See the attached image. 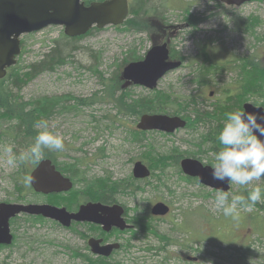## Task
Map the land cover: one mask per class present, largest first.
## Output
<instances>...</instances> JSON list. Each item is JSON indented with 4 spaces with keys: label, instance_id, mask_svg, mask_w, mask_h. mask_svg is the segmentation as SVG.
<instances>
[{
    "label": "rangeland",
    "instance_id": "obj_1",
    "mask_svg": "<svg viewBox=\"0 0 264 264\" xmlns=\"http://www.w3.org/2000/svg\"><path fill=\"white\" fill-rule=\"evenodd\" d=\"M146 6L152 10L148 14L129 16L125 25L118 28L107 25L73 42L66 41L62 26H48L21 35L24 65L40 60L55 45L66 59L32 76L19 92L26 101L37 97L66 98L63 102L66 107L52 111L47 118L50 126L65 137L64 151L46 150V153L61 163L81 159L86 178L109 177L112 181L131 176L135 160L148 163L152 175L140 181L132 194L120 195L118 202L125 205L127 219L137 223L135 217L140 215L145 223L149 222V229L136 238L126 233L124 237L129 246L116 252L110 261L119 264H264V204L257 203L250 211H242L238 220L224 217L215 211L216 191L187 178L174 161L167 159L162 164L157 160L160 154L171 155L172 148L200 151L202 142L197 137L203 128L184 127L169 134L146 131L140 135L139 144L135 143L131 134L136 131L139 116L117 111L113 101L122 98L118 96L120 92L134 98L148 95L151 90L130 86L121 88L115 95V91L112 94V89L105 87L109 79L116 77L114 82L119 79L122 67L130 61L126 57L129 50L143 57L153 42L168 41L174 57L182 59V64L160 78L152 91L174 97L192 94L196 96L194 105L198 110H212L220 97V87L235 80L237 68H220L206 78L207 83L195 82L192 76L195 67L202 62L200 54L206 58L207 53L221 63L246 56L264 62V42L236 25V17L253 14L264 19V0H252L238 7L220 0H147ZM152 22L170 29L161 32ZM256 30L261 33L263 27ZM26 69L25 66L22 70ZM209 91L213 93L209 95ZM72 98L83 100V104L73 107ZM254 99L250 97L246 101L253 103ZM234 108L241 110L237 105ZM4 123L0 122V147L13 142L17 152L27 148L26 145L23 148L20 134L12 139L3 133ZM207 155L211 152L199 153L202 161H208ZM161 164L162 171L158 169ZM29 166L25 163L23 169ZM21 175L19 167L7 165L0 151V202H17L22 194L25 196L22 202L48 203L32 191L16 189L22 187ZM228 192L244 190L231 184ZM63 200L70 209L74 199L68 196ZM159 200L170 206V212L160 219L143 217L144 210ZM26 217L31 218L19 215L10 226L14 239L10 245L0 248V264H84L87 260L83 257L94 258L85 247V241L98 231L97 227L65 228L50 219L43 218L39 222L26 220ZM138 229L135 227L136 231Z\"/></svg>",
    "mask_w": 264,
    "mask_h": 264
},
{
    "label": "trees",
    "instance_id": "obj_2",
    "mask_svg": "<svg viewBox=\"0 0 264 264\" xmlns=\"http://www.w3.org/2000/svg\"><path fill=\"white\" fill-rule=\"evenodd\" d=\"M91 0H85V3H88ZM130 3V15L139 16L143 13L148 14L150 8L146 6L147 0H131ZM129 21L127 18L124 21V25ZM153 23V22H152ZM157 25L158 29H162L160 24L153 23ZM236 25L241 28L251 36H254L257 40L264 42V19H260L258 16L250 14L246 17H236ZM119 27V26H115ZM263 27L261 33L257 32L256 28ZM96 28H92L87 33H90ZM167 30V29H166ZM63 34V33H62ZM82 36L77 37H65L67 42L79 39ZM24 52V47H22V52L17 59V62L14 66H11L7 69V74L5 77L0 79V122H5L6 127L3 130V133L14 139L13 137L17 134H20L21 141L24 144L23 148L29 146L35 135L37 134V129L35 124L41 118H48L52 111L54 112L57 109L66 107L63 96H54V97H37L33 100H23L20 95V90L28 80L32 78L35 74L42 70L51 69L55 65H60L65 62L63 54L59 51V47L55 45L48 54L44 55L40 60L28 63L24 65L21 62V55ZM171 55H174L173 52H170ZM207 57H203L202 54L197 67L193 74V81L199 82L200 80L203 83H207L206 78L217 73L221 68L231 69L233 67L237 68V75L235 80L231 83H227L220 87L218 97V102L213 104L212 110H198L196 107V96L189 94L184 96H170L169 94L163 95L159 91H151L148 95L137 96L132 98L127 93H119L122 98H117L115 101V107L119 112H128L129 115L139 116L142 113H158L166 112L169 114H175L181 116L185 119V127L195 129L197 126L203 128V132L197 137L201 140V150L185 152L180 151L177 148H172L171 155L168 153L158 155L157 160L162 164L165 160L169 159L174 161L175 166L178 167V159L182 157H199V153L203 152H215L221 145L217 139L219 131L222 129L226 114L230 111H233L234 106L241 107V103L246 101L250 97L254 99V104H259L264 108V62L260 63L256 61L252 56H246L244 58H239L237 60L232 59L229 62H218L213 60L207 53ZM127 59L130 61L138 60L141 58L136 51L129 50L126 55ZM264 60V57H263ZM237 61V63H236ZM27 67L26 70H22L23 67ZM116 78V77H115ZM114 78V79H115ZM105 79V78H103ZM114 79H109V83L105 85L107 88L112 89V94L123 89V81L119 77L116 82ZM105 96V95H104ZM102 96V99L105 97ZM113 96V95H112ZM101 98V97H100ZM74 101V106L82 105L83 100L79 98H72ZM110 100V99H109ZM238 101V104L236 103ZM85 103V102H84ZM118 112V113H119ZM4 123V124H5ZM195 127V128H194ZM143 132L138 130L132 133L131 140L139 144L140 135ZM22 135V136H21ZM199 145V144H198ZM199 148V147H198ZM173 151V152H172ZM49 153H45V157L50 158L56 165V168L60 170L63 174L69 176L73 181V187L66 193H53L49 195H39L47 199L48 203L55 205H67L63 199H66L68 196L72 197L74 200L70 203L69 208L73 209L77 204L86 201H100L103 203H113L118 201V197L124 194H132L134 189L138 187L137 184L141 180H136L132 176H128L119 181H112L109 177H92L86 178L85 169L82 168V160H74L72 162H56L51 156H48ZM208 156V155H207ZM146 160V158L144 157ZM208 164L212 162V155L208 156ZM147 163V161H145ZM171 163V162H170ZM30 166L25 169L24 164L19 166L20 171L23 173L22 177V187H17L16 189L26 192H31L29 185L25 183V176L32 168L34 164L29 163ZM148 164V163H147ZM161 164L158 169H162ZM157 168V167H156ZM159 169V170H160ZM162 171V170H160ZM152 175V173H151ZM146 181V180H145ZM94 190V191H93ZM247 194V193H246ZM83 196V197H82ZM19 201H25V196L20 194V198H17ZM258 205V204H255ZM253 205V206H255ZM253 208V207H252ZM147 219H152L153 217L146 212ZM136 218L137 227L141 228L139 230L141 233L148 231L149 222L145 223L142 219ZM31 219L33 221L41 222L44 220L41 217H26V220ZM139 219V220H138ZM149 221V220H148ZM14 223V222H13ZM151 227V226H150ZM152 232V229H150ZM140 232H135L139 234ZM143 235V234H142ZM166 239V238H165ZM167 240V239H166ZM87 261H84V264H119L117 262H112L109 259L105 258H92L88 255L86 258Z\"/></svg>",
    "mask_w": 264,
    "mask_h": 264
},
{
    "label": "water",
    "instance_id": "obj_3",
    "mask_svg": "<svg viewBox=\"0 0 264 264\" xmlns=\"http://www.w3.org/2000/svg\"><path fill=\"white\" fill-rule=\"evenodd\" d=\"M228 5L240 6L251 0H220ZM128 14L127 0H103L102 3L91 1L85 4L83 0H0V78L6 73V68L16 62L20 53V35L41 30L49 25L63 26V32L68 37L84 35L91 27L103 28L106 25L122 24ZM179 60H170L166 43L153 44L140 60L127 63L121 78L127 83L140 85L147 89L156 87L158 80L169 70L180 65ZM242 110L264 115L262 106L246 102ZM185 126V121L176 115L143 114L137 123L141 130H159L172 132ZM182 172L191 177H197L204 186L226 191L229 182L217 181L212 178L210 165L202 164L198 159L184 157L179 162ZM135 178H145L150 171L141 161H136L132 167ZM31 187L35 192L49 194L63 192L71 188V180L62 175L49 159H42L30 171ZM153 215H164L168 206L156 202L151 207ZM123 208L119 204L105 205L100 202L81 204L76 212H69L65 207L42 203H7L0 202V245H8L12 241L9 219L20 214L40 215L52 219L62 226H69L71 221H88L101 224L104 230L112 226L119 229L129 225L121 218ZM90 250L94 254L108 256L117 245H100V240L88 239Z\"/></svg>",
    "mask_w": 264,
    "mask_h": 264
},
{
    "label": "clouds",
    "instance_id": "obj_4",
    "mask_svg": "<svg viewBox=\"0 0 264 264\" xmlns=\"http://www.w3.org/2000/svg\"><path fill=\"white\" fill-rule=\"evenodd\" d=\"M35 128L37 134L24 150L17 152L13 142L0 147L9 167L38 164L44 159L46 150L64 151L65 137L55 131L46 118L37 121ZM217 139L221 147L211 154L212 178L230 182L244 192L218 190L214 194L215 211L238 220L242 211H250L257 203L264 204V115L240 109L228 112ZM204 163L207 165L209 161ZM33 179L30 175L24 178L29 186Z\"/></svg>",
    "mask_w": 264,
    "mask_h": 264
},
{
    "label": "flooded vegetation",
    "instance_id": "obj_5",
    "mask_svg": "<svg viewBox=\"0 0 264 264\" xmlns=\"http://www.w3.org/2000/svg\"><path fill=\"white\" fill-rule=\"evenodd\" d=\"M163 32H164V29H163ZM247 102V101H246ZM246 102H242L241 103V106H242V104H244V103H246ZM253 104V103H252ZM212 154V153H211ZM183 158V157H182ZM181 159V158H180ZM138 160V159H137ZM136 161V160H135ZM142 161V160H141ZM180 161V160H179ZM143 162V161H142ZM147 165V164H146ZM148 166V165H147ZM138 180H140V179H138ZM192 180L193 181H196V179L195 178H192ZM143 181V180H142ZM213 191H216V190H213ZM217 192V191H216ZM114 203H118V204H120L121 206H122V208H123V214H122V218L124 219V221L126 222V223H128L130 226H131V228L130 229H119V228H111V229H109V230H107V231H105V230H103L102 229V227L100 226V225H95V224H92V223H87V222H72L71 223V225L69 226V227H67V228H70L71 226L73 227L74 225L75 226H77V225H88V226H93L92 228H95V227H97V229H98V231L97 232H94V233H92L91 235H89L88 237H87V239H86V241H85V247L86 248H88V246H87V240H88V238H90V237H93V238H95V239H99L100 240V244L101 245H106V244H110V245H117L116 247H113L112 248V250H111V252H110V254L108 255V256H100V255H92V256H94V258H105V259H109V260H111L112 258H113V256L115 255V253L116 252H118V251H120V250H123V248L124 247H128L129 246V243H128V240L124 237L125 236V234L126 233H132V236L133 237H137L138 236V234H135V232H140L139 230H140V228L136 231L135 230V227H137V225H136V223L133 221V220H131V219H127L126 217H125V215H126V207H125V205L124 204H122L121 202H113V203H103V204H105V205H111V204H114ZM78 205V204H77ZM168 205V204H167ZM169 206V205H168ZM77 207L78 206H75V208H73V209H69L71 212H74V211H76V209H77ZM150 209V208H149ZM169 209H170V206H169ZM143 211V210H142ZM145 211V215L142 213V215H143V217H145L146 216V212L149 214V212H148V209L146 210H144ZM140 216V215H139ZM155 218H158V219H160L161 217H155ZM146 219H147V217H146ZM139 234H141V233H139Z\"/></svg>",
    "mask_w": 264,
    "mask_h": 264
},
{
    "label": "bare ground",
    "instance_id": "obj_6",
    "mask_svg": "<svg viewBox=\"0 0 264 264\" xmlns=\"http://www.w3.org/2000/svg\"><path fill=\"white\" fill-rule=\"evenodd\" d=\"M177 116H179V115H177ZM180 118H182L181 116H179ZM183 119V118H182ZM184 121H185V119H183ZM185 124H186V121H185ZM185 127V126H184ZM184 158V157H183ZM182 159V158H181ZM198 183V182H197Z\"/></svg>",
    "mask_w": 264,
    "mask_h": 264
}]
</instances>
